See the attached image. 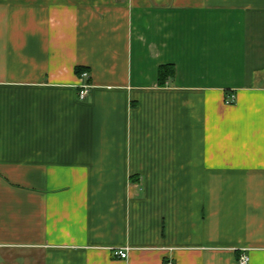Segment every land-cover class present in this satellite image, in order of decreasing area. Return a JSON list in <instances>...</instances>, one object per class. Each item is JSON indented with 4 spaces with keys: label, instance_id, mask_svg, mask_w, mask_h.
Returning <instances> with one entry per match:
<instances>
[{
    "label": "crops",
    "instance_id": "obj_1",
    "mask_svg": "<svg viewBox=\"0 0 264 264\" xmlns=\"http://www.w3.org/2000/svg\"><path fill=\"white\" fill-rule=\"evenodd\" d=\"M243 253L264 264V0H0V264Z\"/></svg>",
    "mask_w": 264,
    "mask_h": 264
},
{
    "label": "built area",
    "instance_id": "obj_2",
    "mask_svg": "<svg viewBox=\"0 0 264 264\" xmlns=\"http://www.w3.org/2000/svg\"><path fill=\"white\" fill-rule=\"evenodd\" d=\"M84 75H86V73H84ZM88 85L86 84V85H83V88L80 90V92H79V96H80V98H85L86 96H87V93H88ZM232 98V100H234V97H231ZM117 254L120 256V257H122V258H126L127 256H128V252H127V250H119L118 252H117ZM248 262H249V256L247 255V254H245V253H243L241 256H240V258H239V264H248ZM167 264H172L171 262H168Z\"/></svg>",
    "mask_w": 264,
    "mask_h": 264
},
{
    "label": "trees",
    "instance_id": "obj_3",
    "mask_svg": "<svg viewBox=\"0 0 264 264\" xmlns=\"http://www.w3.org/2000/svg\"><path fill=\"white\" fill-rule=\"evenodd\" d=\"M175 66L173 64H164L159 67L158 79L160 84H164L167 79L174 76Z\"/></svg>",
    "mask_w": 264,
    "mask_h": 264
}]
</instances>
